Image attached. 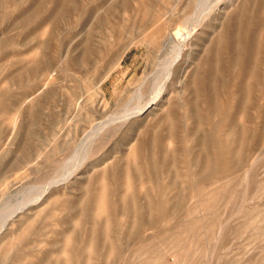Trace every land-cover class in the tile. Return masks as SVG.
<instances>
[{"label": "rangeland", "instance_id": "1", "mask_svg": "<svg viewBox=\"0 0 264 264\" xmlns=\"http://www.w3.org/2000/svg\"><path fill=\"white\" fill-rule=\"evenodd\" d=\"M8 216L0 264H264V0H0Z\"/></svg>", "mask_w": 264, "mask_h": 264}, {"label": "bare ground", "instance_id": "2", "mask_svg": "<svg viewBox=\"0 0 264 264\" xmlns=\"http://www.w3.org/2000/svg\"><path fill=\"white\" fill-rule=\"evenodd\" d=\"M179 47H181V46H179ZM181 51H182V48H179L178 49V51H177V53H176V57H178L179 55H180V53H181ZM176 57H175V59H176ZM174 59V60H175ZM173 60V61H174ZM172 63L173 62H170L169 63V65H168V67H167V76L168 77H170L171 76V65H172ZM154 100H155V98H154ZM155 103V101H152V102H150V103H148L144 108H142V111H144V110H147V108H149L152 104H154ZM156 105V104H155ZM134 113V112H133ZM142 113V112H141ZM12 216V215H11ZM8 217H10V216H8ZM11 218L12 217H10V218H7L5 221H4V223L2 224V227H1V229H0V233L2 232V230L6 227V225L7 224H9V221L11 220Z\"/></svg>", "mask_w": 264, "mask_h": 264}]
</instances>
